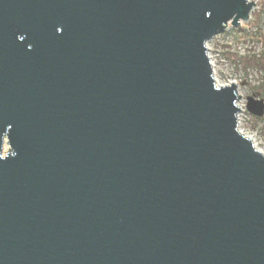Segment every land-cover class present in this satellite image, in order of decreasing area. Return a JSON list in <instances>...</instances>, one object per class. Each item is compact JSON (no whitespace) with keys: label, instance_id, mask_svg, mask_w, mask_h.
<instances>
[{"label":"water","instance_id":"1","mask_svg":"<svg viewBox=\"0 0 264 264\" xmlns=\"http://www.w3.org/2000/svg\"><path fill=\"white\" fill-rule=\"evenodd\" d=\"M255 7L0 0V264H264V153L207 47Z\"/></svg>","mask_w":264,"mask_h":264},{"label":"rangeland","instance_id":"2","mask_svg":"<svg viewBox=\"0 0 264 264\" xmlns=\"http://www.w3.org/2000/svg\"><path fill=\"white\" fill-rule=\"evenodd\" d=\"M256 2L251 17L240 26L229 24L208 43L215 78L219 85H238L239 129L251 136L258 149L264 151V116L258 118L247 108L248 97L263 99L258 88L264 85V70L258 67H245L242 60L250 56L264 54V0ZM10 150L6 141L4 154Z\"/></svg>","mask_w":264,"mask_h":264},{"label":"trees","instance_id":"3","mask_svg":"<svg viewBox=\"0 0 264 264\" xmlns=\"http://www.w3.org/2000/svg\"><path fill=\"white\" fill-rule=\"evenodd\" d=\"M244 66L247 67H258L261 70H264V54L261 56H250L242 60ZM259 93L264 99V85L258 88Z\"/></svg>","mask_w":264,"mask_h":264},{"label":"bare ground","instance_id":"4","mask_svg":"<svg viewBox=\"0 0 264 264\" xmlns=\"http://www.w3.org/2000/svg\"><path fill=\"white\" fill-rule=\"evenodd\" d=\"M238 95H239V90H238ZM243 133V132H242ZM244 134V133H243ZM245 136H247L248 138H250L253 142H254V140H253V138L251 137V136H248V135H246V134H244ZM254 144H255V142H254ZM256 146V145H255ZM260 150V149H259ZM262 151V150H261ZM263 153H264V151H262Z\"/></svg>","mask_w":264,"mask_h":264}]
</instances>
